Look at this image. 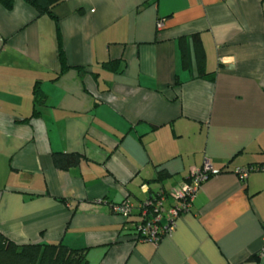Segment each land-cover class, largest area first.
<instances>
[{
  "label": "crops",
  "instance_id": "obj_1",
  "mask_svg": "<svg viewBox=\"0 0 264 264\" xmlns=\"http://www.w3.org/2000/svg\"><path fill=\"white\" fill-rule=\"evenodd\" d=\"M52 15L0 5V233L86 264H264V172L234 173L264 165V0H62ZM205 161L220 172L172 234L136 241L115 206Z\"/></svg>",
  "mask_w": 264,
  "mask_h": 264
},
{
  "label": "built area",
  "instance_id": "obj_2",
  "mask_svg": "<svg viewBox=\"0 0 264 264\" xmlns=\"http://www.w3.org/2000/svg\"><path fill=\"white\" fill-rule=\"evenodd\" d=\"M162 26V21H158L156 30H161ZM255 172H264V165L247 166L234 171L241 181ZM215 173L219 172L214 170L208 161H205L201 168L191 173L188 183L172 189L168 193L161 192L139 203L125 199L115 206L114 211L125 219L132 218V215L136 213L137 220L132 223V228L137 241L158 243L162 237L172 234L182 213L190 209L201 185ZM167 201L171 202L168 207L165 206ZM162 221L164 222L162 223Z\"/></svg>",
  "mask_w": 264,
  "mask_h": 264
},
{
  "label": "trees",
  "instance_id": "obj_3",
  "mask_svg": "<svg viewBox=\"0 0 264 264\" xmlns=\"http://www.w3.org/2000/svg\"><path fill=\"white\" fill-rule=\"evenodd\" d=\"M37 16L47 15L54 19L52 15V9L60 4L62 0H23ZM0 5L5 10H12L14 0H0ZM194 43L199 45L197 37L193 38ZM59 41V62H60V74H62L68 67L66 64L65 55L61 48ZM201 70V69H200ZM200 77H204L203 71L199 72ZM35 101L39 99L38 89H34ZM41 102L39 99L38 103ZM52 162L56 169L68 171L75 168L81 162V157L78 154H54L52 155ZM220 172V171H219ZM163 175H159L161 179ZM137 214L132 215V223L137 220ZM129 219H125L126 221ZM164 221H162L163 223ZM133 230V228H132ZM135 240L137 241L136 237ZM0 264H86L84 256L79 252L68 248L61 243L55 244H26L16 245L8 240L0 233Z\"/></svg>",
  "mask_w": 264,
  "mask_h": 264
}]
</instances>
